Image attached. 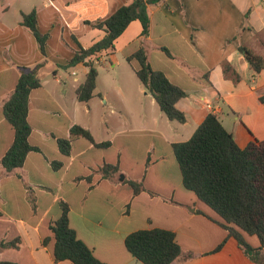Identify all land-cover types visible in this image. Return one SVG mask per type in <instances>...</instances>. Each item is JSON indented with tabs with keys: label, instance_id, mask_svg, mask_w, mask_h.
Masks as SVG:
<instances>
[{
	"label": "crops",
	"instance_id": "0c3cea01",
	"mask_svg": "<svg viewBox=\"0 0 264 264\" xmlns=\"http://www.w3.org/2000/svg\"><path fill=\"white\" fill-rule=\"evenodd\" d=\"M130 2L39 0L28 12L10 14L0 0V160L14 138L3 115L4 103L22 69L38 68L41 80V87L30 93L27 113L28 142L38 152L27 154L13 174L0 165V243L14 244L0 249V262L71 264L55 262L50 229L65 203L76 237L104 264H142L124 241L133 232L152 229L174 233L182 253L171 264H256L227 237L215 212L184 188L172 144L187 141L209 113L240 148L264 140V69L256 73L238 51L245 47L264 61V0H167L150 6L148 37H141V24L133 21L113 51L98 55L96 64L108 62L112 68L107 90L99 89L97 72L95 96L78 101L75 89L88 72L78 64L70 68L71 74H81L83 80L72 84L67 102L68 90L56 89L61 83L59 67L68 63L78 45L86 49L104 36L91 25ZM32 10L38 31L48 35L45 56L20 25L21 14ZM140 47L154 70L186 92L177 103L184 124L161 113L135 74L136 61L137 66L117 72ZM43 67L55 68L52 79L44 71L40 76ZM73 126L109 146L71 139ZM59 139L70 140L69 155L61 153ZM53 162L61 166L55 169ZM105 165H118L119 172L105 178ZM127 181L141 183L144 191L134 194ZM245 238L252 247L259 246L256 237Z\"/></svg>",
	"mask_w": 264,
	"mask_h": 264
},
{
	"label": "trees",
	"instance_id": "16d2710c",
	"mask_svg": "<svg viewBox=\"0 0 264 264\" xmlns=\"http://www.w3.org/2000/svg\"><path fill=\"white\" fill-rule=\"evenodd\" d=\"M166 1L131 0L128 5L121 6L104 21L91 25L102 30L104 36L86 49L78 45V50L68 63L59 67L68 70L83 64L88 68L84 82L75 89L78 101L88 102L95 96L98 76L95 62L98 55L113 51L115 41L133 21L141 24V37H148L150 27L148 8L163 5ZM20 25L35 38L41 54L45 56L48 35L38 31L36 11L22 13ZM161 50L171 57L167 49ZM238 51L256 73L264 69L263 59L253 55L245 47H239ZM127 61L138 63L135 74L155 100L161 113L169 121L184 124L186 118L177 108V103L187 96L186 92L172 84L163 72L151 67L143 47L129 56ZM37 69L21 70L13 93L2 107L4 118L14 131L13 142L0 160V165L9 174L15 173L23 166L27 154L38 152V149L28 142L31 127L27 121L30 93L41 87ZM261 101H264V97ZM70 136L71 139L85 138L98 148L109 146L108 142L96 143L89 131L79 126L71 127ZM57 143L61 153L69 155L70 140L59 139ZM172 148L184 188L193 192L202 203L215 212L223 221L221 226L228 232L227 237L237 242L250 261L264 264V140L252 141L246 147L240 148L217 116L209 113L187 141L174 143ZM60 166V163L53 162L55 169ZM101 172L105 178H109L117 174L119 168L118 165H105ZM127 184L134 194L144 191L143 185L139 182L127 181ZM60 206L61 215L50 227L54 237L55 262L104 264L93 256L91 250L76 237L74 230L69 226L68 205L61 203ZM246 236L256 237L259 246L254 248L249 245ZM124 245L132 257L142 264H171L182 253L175 241L174 233L162 229L133 232L125 238ZM12 246L13 243H0V249ZM221 247L222 245L218 249Z\"/></svg>",
	"mask_w": 264,
	"mask_h": 264
},
{
	"label": "rangeland",
	"instance_id": "374dc122",
	"mask_svg": "<svg viewBox=\"0 0 264 264\" xmlns=\"http://www.w3.org/2000/svg\"><path fill=\"white\" fill-rule=\"evenodd\" d=\"M4 5L9 6V11L10 14L13 13L14 11H16L15 13H19V11H24V12H28L29 10H31L34 6H36L37 4H39V0H2ZM14 13V15H15ZM130 50V49H129ZM129 50L127 49L125 51L126 54L129 53ZM122 61V58H120ZM105 65H107L108 68H105ZM133 66H137V63L135 61L132 62H128L126 63L125 61H122V65L119 66L117 68V72L121 71L123 68L125 69H130L133 68ZM55 68H50V67H43L41 68V72L40 76L43 75V71L45 72V74L48 75L49 79H52V70H54ZM96 69L97 72L101 71V74L99 75L98 78V87L99 89H105L107 90L110 80H111V75H112V71H111V67L109 66V63H101V64H97L96 65ZM71 69L69 70H62L59 69V74H60V79H61V83L59 85H57V91L60 92L62 91V89L66 88L68 90V94L65 97V100L67 102L70 101L72 95H73V89H72V84H76L78 85L79 83L82 82L83 80V75L78 74L79 77L78 78H73L72 74H71ZM108 71V72H107ZM76 79V80H75ZM74 81H76L77 83H75ZM61 89V90H60ZM98 101V100H97Z\"/></svg>",
	"mask_w": 264,
	"mask_h": 264
}]
</instances>
